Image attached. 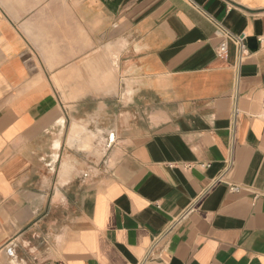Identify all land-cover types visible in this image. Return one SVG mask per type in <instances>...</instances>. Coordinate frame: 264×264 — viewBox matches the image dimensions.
<instances>
[{"label":"crops","instance_id":"0c3cea01","mask_svg":"<svg viewBox=\"0 0 264 264\" xmlns=\"http://www.w3.org/2000/svg\"><path fill=\"white\" fill-rule=\"evenodd\" d=\"M263 100L264 0H0V264H264Z\"/></svg>","mask_w":264,"mask_h":264},{"label":"built area","instance_id":"2783aa9c","mask_svg":"<svg viewBox=\"0 0 264 264\" xmlns=\"http://www.w3.org/2000/svg\"><path fill=\"white\" fill-rule=\"evenodd\" d=\"M226 34H227V38H229L233 41L235 48H236L239 64H241L242 61L245 59V56H246V53H245L246 35L243 34L241 36H232L229 33H226ZM217 53L221 58H227L228 57L229 49H228V44L226 41H222L220 43V45L217 48ZM260 118L264 121V100H263V104H262V111L260 114ZM238 189L239 188L236 186L231 187V191H237ZM151 252H152V250H151ZM151 252H149V254L145 258V260L140 264L146 263V261L149 259L150 255H151Z\"/></svg>","mask_w":264,"mask_h":264}]
</instances>
